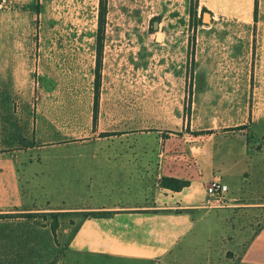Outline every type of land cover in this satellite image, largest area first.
Wrapping results in <instances>:
<instances>
[{
	"label": "rangeland",
	"instance_id": "1",
	"mask_svg": "<svg viewBox=\"0 0 264 264\" xmlns=\"http://www.w3.org/2000/svg\"><path fill=\"white\" fill-rule=\"evenodd\" d=\"M198 1L108 0L94 126L99 0H0V55L33 61L8 79L0 74V138L10 141H0V264H57L65 230L94 217L65 211L89 201L74 182L78 175L64 171L79 167L80 154L87 153L89 168L143 173L162 164L170 175L196 173L206 128L223 133L225 126L252 122L253 57L240 44L246 32L232 24L243 20L217 17L205 25ZM8 13L23 14L16 32L3 23ZM14 36L32 44L5 46ZM263 123L237 144V158L216 166L223 171L224 162H238L245 180L227 185L224 198L206 195L199 220L168 264H242L264 225ZM31 177L45 184L31 188ZM50 180L64 185L54 188Z\"/></svg>",
	"mask_w": 264,
	"mask_h": 264
},
{
	"label": "crops",
	"instance_id": "2",
	"mask_svg": "<svg viewBox=\"0 0 264 264\" xmlns=\"http://www.w3.org/2000/svg\"><path fill=\"white\" fill-rule=\"evenodd\" d=\"M257 1V11L256 0L198 1L199 12L206 9L212 16L211 23L205 25L212 26L215 24L212 21L217 17H238L243 20L241 23L232 24H238L239 29L246 32L245 41H239L241 46L251 48L253 57L252 122L248 124L244 121L225 126L224 129L229 130L223 133L216 126L206 128L209 135L204 140L205 145L197 150L203 167L196 173L170 175L162 172V164L157 165L159 170L150 166L143 173L136 172L135 167L130 168L127 173L120 172L115 167L89 168L87 153L80 154L79 167L65 166L64 171L78 175L73 178L74 182L81 184L80 189L86 192L89 201L84 205L66 208L65 211L106 215L88 216L79 220L76 230H65L68 242L57 264H168L169 253L191 232L195 222L199 220L200 209L204 207L203 202L206 195L208 196L206 187L209 183L221 180L231 187L235 182L245 180V170L238 162H224L223 171H219L216 166L219 159L237 158V144L243 139L246 140L248 132H258L260 123L264 122V0ZM23 22V14L8 13L3 23L10 24L9 28L16 32L17 26H22ZM31 44L32 42L15 36L4 40L5 46L13 48ZM29 59L23 55H0V74H5L6 78L8 74L18 71L23 73L24 64L33 63ZM27 69L28 72L33 71V67L27 66ZM259 119L262 120L258 122ZM1 140L9 141L8 138H0ZM158 154L160 157L164 155L161 152ZM104 155L106 154L101 152V158ZM28 161L32 162L29 163V169H34L35 159ZM226 168L228 171L225 172ZM47 169L49 175L55 174V163H49ZM164 177L189 181L190 185L175 192L162 186ZM34 184L45 183L32 180L31 177L28 185L33 188ZM48 184L54 188L64 185L62 181L56 180H50ZM54 206L57 207V204ZM70 231H73L71 235ZM241 263L264 264V225L247 246Z\"/></svg>",
	"mask_w": 264,
	"mask_h": 264
},
{
	"label": "trees",
	"instance_id": "3",
	"mask_svg": "<svg viewBox=\"0 0 264 264\" xmlns=\"http://www.w3.org/2000/svg\"><path fill=\"white\" fill-rule=\"evenodd\" d=\"M107 3L108 0H99V15H98V31H97V39H96V68H95V97L93 104V124L97 125L98 122V114H99V98H100V89H101V70H102V58H103V49H104V33H105V24H106V16H107ZM257 3L256 0V11H257ZM208 12L206 9L202 10V13ZM200 22L203 23L202 18ZM104 137V134H102ZM162 186L166 189L179 192L185 187L190 185L189 181H184L177 178L172 177H164L162 179ZM94 217H98L99 213L94 212L91 214ZM55 224L52 226L53 235L56 237L57 229L59 227L58 216L55 215Z\"/></svg>",
	"mask_w": 264,
	"mask_h": 264
},
{
	"label": "built area",
	"instance_id": "4",
	"mask_svg": "<svg viewBox=\"0 0 264 264\" xmlns=\"http://www.w3.org/2000/svg\"><path fill=\"white\" fill-rule=\"evenodd\" d=\"M229 192V187L221 180L211 181L207 187V194L210 198H224Z\"/></svg>",
	"mask_w": 264,
	"mask_h": 264
},
{
	"label": "water",
	"instance_id": "5",
	"mask_svg": "<svg viewBox=\"0 0 264 264\" xmlns=\"http://www.w3.org/2000/svg\"><path fill=\"white\" fill-rule=\"evenodd\" d=\"M211 19H212V16H211V14H210L209 12H205V13H203L202 21H203L204 24H209V23H211ZM155 28H156V29L159 28V26H158L157 23L155 24ZM159 39H160V36H158V40H159Z\"/></svg>",
	"mask_w": 264,
	"mask_h": 264
}]
</instances>
